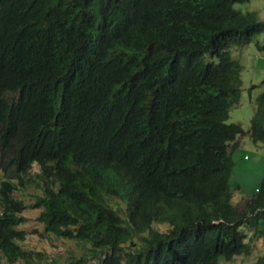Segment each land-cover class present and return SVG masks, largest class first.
<instances>
[{"label":"trees","instance_id":"obj_1","mask_svg":"<svg viewBox=\"0 0 264 264\" xmlns=\"http://www.w3.org/2000/svg\"><path fill=\"white\" fill-rule=\"evenodd\" d=\"M248 1L0 0V171L36 162L43 189L32 203L43 230L29 232L22 181L0 180V262L221 264L252 253L264 177L244 210L231 177L241 138L264 143V89L249 129L228 121L244 67L231 48L264 31L256 10L235 7ZM36 232L89 250L25 248Z\"/></svg>","mask_w":264,"mask_h":264},{"label":"rangeland","instance_id":"obj_2","mask_svg":"<svg viewBox=\"0 0 264 264\" xmlns=\"http://www.w3.org/2000/svg\"><path fill=\"white\" fill-rule=\"evenodd\" d=\"M236 8L241 10H256L259 17L264 20V0H250L244 3H236ZM258 43H264V31L258 34L252 42L245 46L232 47L233 56L240 60L243 64L242 70V95L238 105L232 108L229 122L241 123L245 129H249L251 118L256 108V97L264 89V50H260ZM253 84H258L252 87ZM234 171L231 177V183L234 190V199L239 200L238 207L245 209L246 200L253 196L260 187L264 177V143L255 145L250 137L243 136L240 146L233 153ZM39 167L37 164L31 169L33 179L26 176L23 180L24 185L17 189L15 195L32 204L37 195L43 193L41 189V180L36 178ZM5 172H0V180L7 178ZM28 220L21 227L37 232L43 230V224L37 220L39 209L33 207L28 208L24 213ZM29 234L22 241L27 249L41 251L48 256L57 254L61 258H66L70 254L85 255L88 252L87 244L81 242H71L69 240L62 241L50 236H39L37 234ZM263 259L261 263L260 260ZM64 261H62L63 263ZM0 264H7L1 261ZM221 264H264V235L253 242V251L250 255H238L232 261H223Z\"/></svg>","mask_w":264,"mask_h":264},{"label":"clouds","instance_id":"obj_3","mask_svg":"<svg viewBox=\"0 0 264 264\" xmlns=\"http://www.w3.org/2000/svg\"><path fill=\"white\" fill-rule=\"evenodd\" d=\"M246 136V135H245ZM35 164H37L36 162H34L33 163V165H32V167L27 171V172H21V173H18L14 168H11V169H9V172L8 173H5V175H7L8 177L7 178H10L11 180H13V181H15V182H20V181H22V183H23V180L25 179V177L27 176L28 177V179H33L32 178V175H34L33 173H31L30 171H31V169L33 168V166L35 165ZM38 165V167H39V170H38V172H37V176H36V178H38V179H40V176H39V173H40V165L39 164H37ZM1 172V171H0ZM7 178H3V180L4 179H7ZM41 180V179H40ZM42 183V182H41ZM23 185H24V183H23ZM41 187H42V185H41ZM21 188V187H20ZM17 191V190H16ZM16 191H15V193H16ZM43 194V193H42ZM41 194V195H42ZM25 201V200H24ZM26 202V201H25ZM30 206L28 207V208H30V207H32V204H29ZM27 208V209H28ZM33 208H35V209H39V212L41 211V209L39 208V207H33ZM26 209V210H27ZM25 213V212H24ZM21 227V226H20ZM23 228V227H22ZM3 261V260H2ZM223 262V261H222ZM221 262V263H222ZM7 263V262H6Z\"/></svg>","mask_w":264,"mask_h":264}]
</instances>
